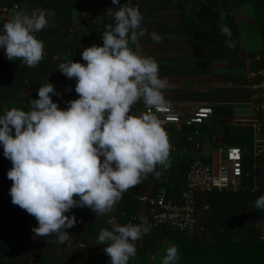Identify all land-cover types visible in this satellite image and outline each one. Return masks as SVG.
I'll list each match as a JSON object with an SVG mask.
<instances>
[{
	"label": "crops",
	"instance_id": "1",
	"mask_svg": "<svg viewBox=\"0 0 264 264\" xmlns=\"http://www.w3.org/2000/svg\"><path fill=\"white\" fill-rule=\"evenodd\" d=\"M24 1L53 10L55 18L49 26L36 33L37 38L44 42L47 53L38 66L30 68L20 60L0 65V115L13 107L29 110L30 101L38 98L39 87L48 82L60 93L59 96L50 93L53 101L61 109L67 108L69 101L78 98L76 81L62 74L58 65L70 60L86 63L81 52L93 44L102 45V32L106 29L104 27L99 35L93 32V28L104 22L103 17L109 11L114 17L115 11L122 6L138 7L142 13L140 27L146 30V35L138 39L134 48L138 54L157 61L160 77L166 78L169 84L163 92L167 106L178 112L182 119L200 106L212 107V114L202 124L186 126L181 122L162 125L172 146L170 166L158 165L163 170L159 177L152 174L144 178L130 189L131 199H122L114 211L98 216L90 208L75 207L65 213L77 221L72 228L65 229L71 237L70 243L57 242L55 235L37 237L32 231L38 226L36 219L11 202L9 189L12 181L8 179L7 172L12 164L4 157L3 145L0 144V264H110V257L103 251L106 245L96 244L100 231L111 229L108 221L114 218V223L121 225L141 223H135L133 219L147 213V199L160 186L157 180L166 177L170 183L179 182L184 187L188 167L183 178L182 170L175 173L171 169L179 168L186 161L190 163L195 156L204 153L208 163L216 164L225 159L224 148L240 147L243 162H249L244 164L249 175L243 176L242 183L250 186L253 181L260 190L264 189V142L260 146L254 145L252 127L245 122L256 116V112L248 106L250 90L246 86L243 63L246 56L264 52V0H120L119 5H113L112 0H71V5L69 0ZM206 1L219 10L220 22L236 32L234 37L225 41L230 50L199 45L192 40L182 20L181 13L196 19L200 4ZM227 14L233 18L230 27L225 20ZM86 20L92 26L82 31L80 26ZM152 32L162 37L160 43L150 38ZM67 52L65 59L52 57ZM142 113H145V106L138 103L133 114L139 116ZM186 129L199 131L194 141L186 140ZM210 193L199 194L197 198V202L201 201L202 206L208 205V209L210 204L206 197ZM243 193L249 196L250 191ZM211 207L214 212L209 218L202 219V230L196 237L213 240L214 234L226 227L236 231L231 232L236 241L249 237L250 227L258 228V237L264 234V219L252 223L250 207L224 208L222 215L231 218L222 226L215 220L221 215L219 209L214 205ZM244 217V222L237 221ZM148 224L150 233L135 242L137 254L130 258L128 264H161L164 250L174 245L173 238L183 236L176 229L152 222Z\"/></svg>",
	"mask_w": 264,
	"mask_h": 264
},
{
	"label": "clouds",
	"instance_id": "2",
	"mask_svg": "<svg viewBox=\"0 0 264 264\" xmlns=\"http://www.w3.org/2000/svg\"><path fill=\"white\" fill-rule=\"evenodd\" d=\"M119 5L120 0H112ZM49 14L34 9L30 14L16 11L3 25L0 48L9 61L20 60L35 68L45 56L44 42L36 33L45 29ZM138 7L122 6L114 13V26L102 32V45H91L81 52L86 63L70 60L58 70L75 79L77 99L61 109L50 93L59 96L52 83L40 86L38 98L29 110L11 108L0 115V144L11 161L7 177L11 202L33 216L37 237L55 235L57 242H71L65 229L76 223L65 215L75 207L90 208L103 216L114 211L124 194L139 185L157 166H170L171 144L162 122L152 110L167 106L163 94L169 84L159 75V65L150 56L132 50L146 35ZM221 34L231 35L226 25ZM160 43L162 37L152 32ZM143 103L148 111L133 114ZM14 133V134H13ZM264 209V195L255 200ZM141 223L118 224L109 220L111 229H102L96 244L110 264H128L137 254L135 242L150 233L147 218ZM161 264H178L175 245L165 250Z\"/></svg>",
	"mask_w": 264,
	"mask_h": 264
},
{
	"label": "built area",
	"instance_id": "3",
	"mask_svg": "<svg viewBox=\"0 0 264 264\" xmlns=\"http://www.w3.org/2000/svg\"><path fill=\"white\" fill-rule=\"evenodd\" d=\"M34 9H41L49 14L51 22L55 18V12L50 9H43L38 6L29 4L24 0H0V32L3 31V25L6 23L16 11L23 10L30 14ZM109 11L107 16H111ZM232 15V14H231ZM91 22L86 20L80 26L82 31H87ZM48 25V26H49ZM73 33L74 31L71 30ZM133 51L136 52L134 49ZM68 54H55L52 57L56 60L65 59ZM47 55L45 51V56ZM44 56V57H45ZM8 59L4 55L3 48H0V64H7ZM264 52L246 56L243 60L245 67L246 86L250 90L248 101L249 108L255 110L256 116L245 122L252 127L254 145L260 146L264 142ZM148 109L145 108V113ZM162 125L178 124L183 122L186 126L202 124L212 114V107L200 106L196 108L187 118L182 119L178 112H175L170 106H166L160 111L152 110ZM186 140L194 141V137L199 134L198 130L184 132ZM225 159L220 160L216 164L208 163L204 159L207 155L195 156L188 168L186 169L185 187L177 197L170 194L168 189L160 185L156 193L145 198L148 201V211L144 217L147 222L156 225H163L173 228L181 232L183 236L188 238L195 237L202 230L197 211V198L199 194H207L214 191L228 190L231 192L239 191H255L260 189L253 181L249 185L242 183L244 175L249 173L244 169L243 152L240 147H227L223 149ZM251 177V174H250ZM264 190V189H262ZM132 197L130 189L124 194L123 201H128ZM203 209H208V205L204 204ZM135 219V218H134ZM115 221L114 218L111 219ZM138 221L140 219L138 218ZM111 225V224H110ZM264 241V234L260 236Z\"/></svg>",
	"mask_w": 264,
	"mask_h": 264
},
{
	"label": "trees",
	"instance_id": "4",
	"mask_svg": "<svg viewBox=\"0 0 264 264\" xmlns=\"http://www.w3.org/2000/svg\"><path fill=\"white\" fill-rule=\"evenodd\" d=\"M69 1V5H71V0ZM225 5L224 2V7ZM63 14L64 16L66 15L64 12ZM181 16L184 24L192 35V40L198 42L199 45L205 44L217 49H231L226 45L225 41L228 37H234L236 32L229 28L231 33L230 36L221 34L220 26L224 24L220 22L221 17L219 15V10L209 2L206 1V3L200 4L196 19H191L187 14L183 13H181ZM103 18L104 22L93 28V32L99 33V35L104 27L110 24L114 26L115 23L113 16H106ZM225 20L229 27L232 26V17L227 14ZM90 25L92 26V23ZM130 47L132 50L135 49L134 45H130ZM243 163L246 165L249 164V162ZM189 164V161H186L182 163L179 168H173L171 170L173 172L175 171V173L178 172V170H182L181 177L183 178L185 169ZM156 171L163 172V170L158 167ZM152 174L154 175L155 173ZM157 181L159 185L165 186L170 194L175 196H178L185 187V185L182 187V184L179 182L170 183V179L166 177H162ZM243 192V190L239 192L223 190L220 192L215 191L207 195L206 198L209 204L211 206L214 205L217 210L219 209L218 213H221L220 217L215 219L219 226L226 225V222H229V218H231V216L226 217L222 215L221 211L224 208L237 209L238 206H242L244 209V207L247 206L250 207V219L252 223L264 219V209L255 208V200L260 195H264V190L258 189L250 191V197L246 195L247 193ZM200 204L201 201L198 200L197 207H199ZM234 213H236L235 210ZM133 221L139 223L138 219H133ZM224 229V231L216 232L213 240H204L196 236L192 238L176 236L173 238L174 245L178 248L180 254L178 264H264V241H261L258 237V228L250 227V236L239 241L234 240L231 235V232L236 231H232L229 227ZM165 250L164 255L166 254Z\"/></svg>",
	"mask_w": 264,
	"mask_h": 264
},
{
	"label": "rangeland",
	"instance_id": "5",
	"mask_svg": "<svg viewBox=\"0 0 264 264\" xmlns=\"http://www.w3.org/2000/svg\"><path fill=\"white\" fill-rule=\"evenodd\" d=\"M236 107H239V106H236ZM235 107V108H236ZM205 203H208V202H206L205 201ZM209 204V203H208ZM209 209H207L206 211H204V210H202V204H200L199 205V207H198V218H199V221H200V223L202 222V219L203 218H205V217H210L213 213H212V211H213V209H212V207H211V205H209ZM204 211V212H203ZM244 220H246L245 219V217L244 218H242V219H237V221H242V222H244ZM115 222V221H114ZM202 224V223H201ZM169 231V230H168ZM172 232V231H171ZM161 235V233H159V236ZM262 234H260L259 235V239H260V236H261ZM261 240V239H260Z\"/></svg>",
	"mask_w": 264,
	"mask_h": 264
}]
</instances>
